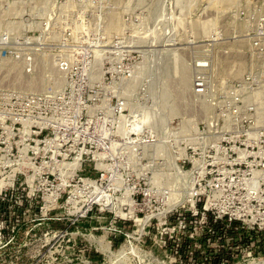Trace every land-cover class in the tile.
<instances>
[{"label": "built area", "instance_id": "1", "mask_svg": "<svg viewBox=\"0 0 264 264\" xmlns=\"http://www.w3.org/2000/svg\"><path fill=\"white\" fill-rule=\"evenodd\" d=\"M15 38L13 33H2L0 51L30 73L45 48ZM55 48L48 57L57 74L44 75L50 84L43 95L58 113L51 128L69 129L74 137L49 142L45 180L36 177L38 185H45L43 190L32 184L15 186L14 172L19 169L13 172L11 183L3 177L0 264H22L16 247L39 226L46 248L29 264H70L69 253L59 262L60 255L50 249L58 239H66L68 245L88 242L86 255L97 252L108 257L109 264L130 259L160 263L144 249L146 240L163 249L171 242L179 263L195 264L196 249L187 247V241L206 247L208 241L224 240L227 230L231 237L246 242L264 233V69L259 76L248 74L216 85L203 72L207 63L199 60L191 76L186 112L171 114L160 94L147 91L143 83L138 91L130 89L134 76H112L103 87L90 88L89 77L74 73L69 51L75 47ZM253 48L255 56L264 49L263 45ZM90 125L104 139L97 144L99 152L84 139ZM102 157L114 159V169L102 172L97 168L99 175L94 179L80 174L84 161ZM74 159L80 167L71 176L67 167L53 168L57 162ZM49 176H56L57 182ZM62 180L64 185L58 186ZM33 195L36 201H31ZM89 218L95 223L86 232L81 224ZM31 221H36L32 227L23 228ZM51 222L62 227H49ZM216 225L225 232L216 235ZM93 230L101 232L99 237L112 251L101 248L99 237L94 241ZM121 245L134 251L116 257L113 250Z\"/></svg>", "mask_w": 264, "mask_h": 264}, {"label": "rangeland", "instance_id": "2", "mask_svg": "<svg viewBox=\"0 0 264 264\" xmlns=\"http://www.w3.org/2000/svg\"><path fill=\"white\" fill-rule=\"evenodd\" d=\"M4 32L13 33L16 42L40 44L45 48L40 56L48 59L55 45H73L75 49L69 52L74 73L89 77L90 88L103 87L112 76H134L130 89L138 91L143 83L147 91L160 94L171 114L186 112L191 76L199 60L207 63L203 72L216 85L248 74L259 76L264 69V49L255 56L253 48L264 47V0H0V35ZM40 56L33 70L26 73L20 65L9 66L12 61L0 51V178L9 177L17 167L15 186L32 184L43 190L45 185H38L36 177L45 180L44 167L51 156L49 142L58 137L66 142L74 136L69 129L51 128L58 113L43 95L50 84L44 75L57 72L48 62L39 63ZM84 139L91 143L90 149L101 151L97 144L104 139L96 126L84 130ZM83 163L80 174L92 179L99 175L97 168L107 172L115 165L114 159L107 157ZM30 165L37 166L34 172L38 175L29 179L33 173ZM123 167L117 166L119 170ZM122 173H126L124 168ZM49 180L57 182L56 176H49ZM31 197L36 201L34 195ZM35 222H26L23 228ZM94 223L95 219L89 218L81 225L87 232ZM48 226L61 228L62 223ZM39 229L41 226L31 230L16 247L22 253V264H29L46 248ZM214 229L216 235L225 232L221 225ZM91 232L94 241L101 235L99 230ZM231 235L227 230L226 236L221 235L224 240L208 241L206 247H200L202 242L187 241V247L196 249L195 264H264V233L257 234L253 242ZM67 245L66 239H58L50 247L60 255L59 262L69 253L70 264H84V259L88 264L111 263L97 252L86 255L88 242ZM144 249L160 263L130 259L124 264H188L178 262L171 242L163 249L146 240Z\"/></svg>", "mask_w": 264, "mask_h": 264}, {"label": "bare ground", "instance_id": "3", "mask_svg": "<svg viewBox=\"0 0 264 264\" xmlns=\"http://www.w3.org/2000/svg\"><path fill=\"white\" fill-rule=\"evenodd\" d=\"M49 59L45 56V55H41L40 56V58H39V63H41L42 64V62L43 61H45L46 63L48 62V64H49V66H51V64L49 63V61H48ZM9 66H12V67H16V66H18V64L16 63V62H11L10 64H9ZM52 70V69H51ZM19 71H21L20 70V68H19ZM187 78V77H186ZM186 82V81H185ZM185 82H184V84H185ZM161 99V98H160ZM161 102H162V100H161ZM169 110V109H168ZM30 166H32V165H30ZM80 165H79V162L77 161V159H74L73 161H67V162H57L56 163V166L55 167H53V168H56V169H60L61 167H67L68 168V176H71L73 173H74V170L75 169H77L78 167H79ZM37 166H32V171H33V173L31 174V175H29V179H30V177L35 173L34 172V168H36ZM39 167V166H38ZM41 167V166H40ZM17 169H19V168H17V167H15V168H13L12 169V173L9 175V177L7 178V181H8V183H11V180H12V177H13V172L15 171V170H17ZM41 169V168H40ZM38 173V172H37ZM4 183V179L1 177L0 178V186L2 185ZM64 183H65V181L64 180H62L61 182H60V184H58V186L59 185H64ZM51 195L53 194V193H50ZM98 243L100 244V246H101V248H103V249H106V250H108V251H112V248L110 247V246H108V244L106 243V242H104L103 240H102V237H99L98 238ZM134 250L132 249V248H130V247H125V246H120L117 250H113V252H115V256L116 257H118L119 255H122V257L123 256H126L128 253H130V252H133ZM162 264V263H161ZM249 264H255V263H249Z\"/></svg>", "mask_w": 264, "mask_h": 264}]
</instances>
